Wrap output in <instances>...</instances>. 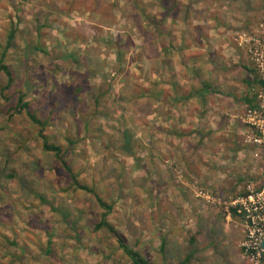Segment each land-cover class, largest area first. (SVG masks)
<instances>
[{"label": "rangeland", "instance_id": "rangeland-1", "mask_svg": "<svg viewBox=\"0 0 264 264\" xmlns=\"http://www.w3.org/2000/svg\"><path fill=\"white\" fill-rule=\"evenodd\" d=\"M166 5L0 0V56L17 30L5 91L0 71V264H134L96 229V195L14 112L19 91L154 264H254L232 202L264 183V150L242 134L248 81L259 89L245 39L264 0H177L165 18Z\"/></svg>", "mask_w": 264, "mask_h": 264}, {"label": "built area", "instance_id": "built-area-1", "mask_svg": "<svg viewBox=\"0 0 264 264\" xmlns=\"http://www.w3.org/2000/svg\"><path fill=\"white\" fill-rule=\"evenodd\" d=\"M255 70L259 89L256 101L247 106L243 119L245 143L264 150V17L259 27L245 39ZM259 81L263 82L261 85ZM232 207L237 211L243 232V249L254 264H264V185L257 189L249 188L246 195L238 196Z\"/></svg>", "mask_w": 264, "mask_h": 264}, {"label": "trees", "instance_id": "trees-1", "mask_svg": "<svg viewBox=\"0 0 264 264\" xmlns=\"http://www.w3.org/2000/svg\"><path fill=\"white\" fill-rule=\"evenodd\" d=\"M176 6H177V0H172V6H170V7L168 5H166L167 12L165 14V18H166V16L170 15V13H168V11L175 10ZM16 32H17V30L14 29L8 33L6 47L0 56V71L3 72L7 78V84L2 87V91H5L6 89L11 88L13 86L14 80H15L14 72H13L11 66L5 61V59H6V56H7L9 49L12 48V46H13V42H14V39L16 36ZM38 48H40V47H38ZM40 49H43V48L41 47ZM250 71L254 72V74H255L254 69H250ZM255 76H256V74H255ZM255 79H257V78H255ZM259 83L261 85L263 84V82H261V81H259ZM248 84L251 87L252 93L247 94V96H245V100H246L248 105H252L256 101V92L253 91L255 84L252 81H248ZM18 93H19L18 102L15 105V107H12V108H13L14 112L21 113L22 111H25L27 113L29 121L38 130L37 131L38 136L42 138L43 150L45 152L52 153L55 156L56 160H58L61 163L63 169L70 175V178L73 181L72 183H73V185L76 186V188L85 190V191L90 192V193H94L96 195L97 202H98L100 208L103 210L101 217H100V220L96 224V229L97 230H101V229L107 230L117 240L121 249H123L124 253L132 260V262L134 264H154L152 261H150L148 258H146L140 251H138L137 249L132 247L128 243L127 239L122 235V233L111 222L109 216L113 213L114 205L112 203L111 204L108 203L102 196H100L96 192L94 187L88 186L86 184H82L79 181V178H78L79 174L75 171L71 162L66 159V150H64L63 147L60 144H58L57 142L52 141L51 137L46 133V128H47L49 122L47 120H43V119L39 118L37 116V114L35 113V111H33L31 109V102L26 100V97H27L26 93H24L22 91H19ZM187 98H190V96L183 97V99H187ZM72 143H73V141H72ZM244 143H245V141H244ZM245 145H247V144L245 143ZM263 185H264V183L257 186V189H260ZM246 194H247V191H243V192L236 194V197L241 196V195H246ZM233 212H234L235 216H238L237 211L234 208H233ZM196 239H197V235H195L191 238L190 243L192 246L195 243ZM12 244L17 245V241L13 242ZM164 247H165V244L163 243L162 249H164ZM25 250L26 249H24L23 252ZM191 254H193V250H192ZM191 254L187 256L186 261H188V259L191 257ZM22 257H24V256H22Z\"/></svg>", "mask_w": 264, "mask_h": 264}, {"label": "crops", "instance_id": "crops-1", "mask_svg": "<svg viewBox=\"0 0 264 264\" xmlns=\"http://www.w3.org/2000/svg\"><path fill=\"white\" fill-rule=\"evenodd\" d=\"M196 61V60H195ZM206 93H208L209 94V91H206ZM225 97H226V95H224ZM231 98V97H230ZM223 113H225V111L223 112ZM214 117H215V119L216 118H218V115H214ZM215 119H214V121H213V124H214V127L212 128L214 131H216V133H217V131L220 129V126L218 125V123H216V121H215ZM231 120V119H230ZM202 128V127H201ZM212 131V130H211Z\"/></svg>", "mask_w": 264, "mask_h": 264}, {"label": "water", "instance_id": "water-1", "mask_svg": "<svg viewBox=\"0 0 264 264\" xmlns=\"http://www.w3.org/2000/svg\"><path fill=\"white\" fill-rule=\"evenodd\" d=\"M261 245H262V248H263V250H264V238H263V240H262V242H261Z\"/></svg>", "mask_w": 264, "mask_h": 264}]
</instances>
